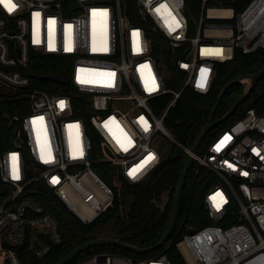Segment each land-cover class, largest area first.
Wrapping results in <instances>:
<instances>
[{
  "label": "built area",
  "instance_id": "1",
  "mask_svg": "<svg viewBox=\"0 0 264 264\" xmlns=\"http://www.w3.org/2000/svg\"><path fill=\"white\" fill-rule=\"evenodd\" d=\"M200 1L194 34L186 0H13L12 11L0 2V85L28 106L7 113L13 137L0 151V264H24L26 252L44 258L63 240L59 219L40 200L43 183L92 222L115 197L95 165L143 182L160 166L167 140L219 180L205 196L215 223L177 242L186 262L264 264V111L248 108L204 152L194 153L165 125L187 86L210 90L217 61L233 59L236 48L264 47V0ZM159 37L185 50L180 91L167 87L154 54ZM34 51L63 57L69 83L35 85L27 73ZM71 83L75 92L66 90ZM169 91L174 98L156 113L153 100ZM76 264L178 263L166 254L99 251Z\"/></svg>",
  "mask_w": 264,
  "mask_h": 264
},
{
  "label": "trees",
  "instance_id": "2",
  "mask_svg": "<svg viewBox=\"0 0 264 264\" xmlns=\"http://www.w3.org/2000/svg\"><path fill=\"white\" fill-rule=\"evenodd\" d=\"M185 12L191 26V34H194L201 12V1L186 0ZM157 42L154 46V54L164 66L167 87L173 91H180L184 85L185 72L179 67L178 58L185 55V50L170 48L167 41L161 37ZM263 65L264 47L250 53L236 48L233 59L215 63L216 74L208 92L202 93L190 86L182 91L176 103L169 108L165 125L181 143L193 147L209 122L224 86L244 74L256 72ZM58 72L70 73V66L65 63L63 57L33 52L27 73L35 85L50 86L43 76ZM244 89L245 84L241 82L234 83L227 89L214 113V120H219L229 111ZM66 90L75 92L76 88L71 83L67 85ZM174 96V92L169 91L154 99L156 113L162 114ZM26 100V97H17L0 85V151L11 146L13 137V127L8 122L7 113L15 112L17 109L26 113L28 111ZM248 108H253L259 113L264 111V76L233 114L208 131L199 147V152H204L210 143ZM165 147L166 151L160 166L143 182L135 183L122 175L118 176L109 164L95 165L100 176L113 187L115 193L113 205L106 212L112 211L113 215L107 221L102 220V215L92 222H83L50 187L43 183L40 186L42 192L40 200L59 219L63 240L41 259L34 257L31 252H26L24 264H56L77 246L98 237L119 238L140 247H149L157 243L170 223L177 187L189 156L181 150L180 155L174 158L173 154L178 145L170 140L165 142ZM218 181V177L209 168L199 167L197 162L192 165L174 231L170 239L161 247L147 253H138L114 244H102L84 250L67 264H76L99 251L119 252L139 258L166 254L178 264H188L177 242L190 228L215 223L209 216L205 196Z\"/></svg>",
  "mask_w": 264,
  "mask_h": 264
},
{
  "label": "water",
  "instance_id": "3",
  "mask_svg": "<svg viewBox=\"0 0 264 264\" xmlns=\"http://www.w3.org/2000/svg\"><path fill=\"white\" fill-rule=\"evenodd\" d=\"M263 76H264V65L259 70H257L256 72L251 73V74H244V75L232 80L231 82H229L228 84H226L224 86V88L222 89V91L219 95V98L216 102V105L213 109V112L210 116L209 122L204 127V129L201 131L200 135L198 136V138L196 139V141L192 147V151L194 153L199 150V147H200L203 139L205 138L206 134L208 133V131L211 128H213L217 123L226 120L231 114H233L235 112V110L238 108V106L250 96L252 90L256 87L259 80ZM43 78L54 80V81H59L61 83H65V84L69 83V81H70V78L66 72L46 74L43 76ZM237 82H241V83L245 84L244 92L232 104L229 111L222 118H220L219 120H214V113L217 110V107L219 105L221 98L223 97V95L225 94L227 89L232 84L237 83ZM180 153H181V149L177 148L173 154V157L176 158L177 156L180 155ZM193 162H194V156H193V154H189L187 161L185 163V167H184L182 174H181L180 182H179L178 187H177L175 200H174V207H173V212H172L170 223L168 225V228H167L165 234L161 237V239L157 243H155L154 245L149 246V247H140V246L129 243V242L122 240V239H119V238H113V237L93 238V239H90V240L84 242L83 244L77 246L76 248H74L72 251H70L68 254H66L56 264H67L74 257L78 256V254L83 252L84 250L91 248V247H94V246H97V245H102V244H114V245L120 246V247L125 248V249L133 250V251L138 252V253H147L151 250H154L156 248L161 247L166 241H168L170 239V237L172 236V233L174 231V228H175V225L177 222V218H178L179 213H180L184 187L186 184V180H187L189 171L193 165ZM112 215H113V212L109 211L108 213H106L102 216V220L107 221L112 217ZM190 231H192V228H190Z\"/></svg>",
  "mask_w": 264,
  "mask_h": 264
},
{
  "label": "snow or ice",
  "instance_id": "4",
  "mask_svg": "<svg viewBox=\"0 0 264 264\" xmlns=\"http://www.w3.org/2000/svg\"><path fill=\"white\" fill-rule=\"evenodd\" d=\"M0 2H3L8 7L9 11H12L17 6L13 3V0H0ZM93 11L95 12L98 10H93ZM102 11L106 12V10H102ZM37 15H39V13H37ZM177 26H179V25H177ZM61 103L63 104V102H61Z\"/></svg>",
  "mask_w": 264,
  "mask_h": 264
},
{
  "label": "rangeland",
  "instance_id": "5",
  "mask_svg": "<svg viewBox=\"0 0 264 264\" xmlns=\"http://www.w3.org/2000/svg\"><path fill=\"white\" fill-rule=\"evenodd\" d=\"M166 197V196H165ZM184 251V250H183ZM184 253L187 255V251L185 250Z\"/></svg>",
  "mask_w": 264,
  "mask_h": 264
}]
</instances>
